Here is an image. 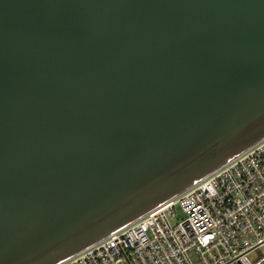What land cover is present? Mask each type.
Segmentation results:
<instances>
[{"label":"water","instance_id":"water-1","mask_svg":"<svg viewBox=\"0 0 264 264\" xmlns=\"http://www.w3.org/2000/svg\"><path fill=\"white\" fill-rule=\"evenodd\" d=\"M264 138V0H0V264H55Z\"/></svg>","mask_w":264,"mask_h":264},{"label":"built area","instance_id":"built-area-1","mask_svg":"<svg viewBox=\"0 0 264 264\" xmlns=\"http://www.w3.org/2000/svg\"><path fill=\"white\" fill-rule=\"evenodd\" d=\"M55 264H264V138Z\"/></svg>","mask_w":264,"mask_h":264}]
</instances>
